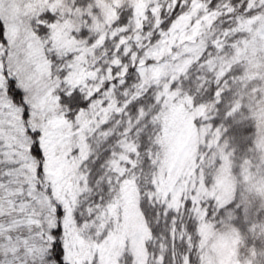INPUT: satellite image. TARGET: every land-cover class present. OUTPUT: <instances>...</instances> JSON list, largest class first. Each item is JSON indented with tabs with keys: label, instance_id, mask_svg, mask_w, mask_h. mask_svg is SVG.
Here are the masks:
<instances>
[{
	"label": "snow or ice",
	"instance_id": "obj_1",
	"mask_svg": "<svg viewBox=\"0 0 264 264\" xmlns=\"http://www.w3.org/2000/svg\"><path fill=\"white\" fill-rule=\"evenodd\" d=\"M0 25V264H264V0Z\"/></svg>",
	"mask_w": 264,
	"mask_h": 264
},
{
	"label": "trees",
	"instance_id": "obj_2",
	"mask_svg": "<svg viewBox=\"0 0 264 264\" xmlns=\"http://www.w3.org/2000/svg\"><path fill=\"white\" fill-rule=\"evenodd\" d=\"M2 34H3V26L0 25V37H2Z\"/></svg>",
	"mask_w": 264,
	"mask_h": 264
}]
</instances>
